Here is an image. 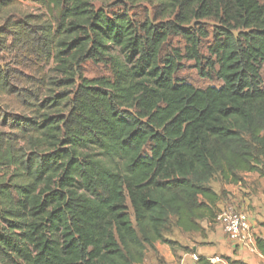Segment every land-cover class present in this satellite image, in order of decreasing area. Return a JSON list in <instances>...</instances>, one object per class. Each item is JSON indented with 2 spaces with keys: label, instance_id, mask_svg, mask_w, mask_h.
<instances>
[{
  "label": "trees",
  "instance_id": "obj_1",
  "mask_svg": "<svg viewBox=\"0 0 264 264\" xmlns=\"http://www.w3.org/2000/svg\"><path fill=\"white\" fill-rule=\"evenodd\" d=\"M110 3H147L154 19ZM201 21L216 23L206 59ZM170 37L183 54L163 53ZM184 59L221 85L178 79ZM87 62L108 76L86 78ZM253 173L264 179V0H0V264H141L175 246L170 219L187 234L215 222V175Z\"/></svg>",
  "mask_w": 264,
  "mask_h": 264
},
{
  "label": "rangeland",
  "instance_id": "obj_2",
  "mask_svg": "<svg viewBox=\"0 0 264 264\" xmlns=\"http://www.w3.org/2000/svg\"><path fill=\"white\" fill-rule=\"evenodd\" d=\"M21 4H22L24 9H29L28 11L32 10V11H35V13H36L37 10H40V8L34 3L22 2ZM95 6L98 7V6H100V4L95 3ZM104 9L108 14L122 13V12L126 11L128 13V15L131 16V18L137 22H143L145 20L150 21V20L154 19V17H153L154 10L147 3H140L136 6H131V5H127V4L126 5H120V4L114 5V4L110 3V4L105 5ZM198 26H201V28L203 30L207 31V33H208V37L206 39H201V48H200V55L206 59L209 57V53H208L207 49L212 43L211 32L214 29V27L216 26V23H213L212 21H201V22H199ZM185 45L186 44H185L184 39H182L180 37H170L169 40L167 41L165 47H164L163 53L165 54V53H168L172 49H177V50H180L181 53L183 54ZM181 63H182V69L177 73L178 79L183 80L184 82L191 84L192 86H194L196 88H206V87H211V86L218 87L221 85L220 82H218L215 78L208 79V78L201 77L198 74V69L195 68L193 61H188V60L184 59ZM84 76L86 78L108 76V71L102 65H94L90 62H87L84 65ZM240 177L242 179V182H240V184L246 183L247 185H250V186L254 185L253 188L250 189L249 193L255 194L261 188L258 185V182L261 178H259L257 174H255V173L250 174V175L241 174ZM255 183L257 184V187H256ZM235 185H237V184H235ZM207 186L209 188H211L217 195L221 196L220 202L217 204L216 209L220 210L223 206L230 205V203H231L230 199L228 197H226V194H228V195H231V194L228 193L226 191V189L228 188L227 190H229V189L232 190L235 187H230V186H234V185L224 184L220 180V178L217 175H215L209 181ZM253 198H256V196L254 195ZM127 205H128V203H127ZM248 210L254 211V208L252 206H250ZM173 221H174L173 219H170L169 224L162 231V235H163L164 239L172 241L175 244V246L173 248L169 247L166 244H162L164 246L169 247V249H171V251L181 250L184 252L185 251L188 252V249H189L188 246L190 243L194 242L195 238L205 237L200 232L199 233H188V234L181 232L180 230H177L174 227ZM209 223H211V222H209ZM156 244H158V243H156ZM218 258H220V257H218ZM220 260H221V262L216 263V264H222V259L220 258Z\"/></svg>",
  "mask_w": 264,
  "mask_h": 264
},
{
  "label": "crops",
  "instance_id": "obj_3",
  "mask_svg": "<svg viewBox=\"0 0 264 264\" xmlns=\"http://www.w3.org/2000/svg\"><path fill=\"white\" fill-rule=\"evenodd\" d=\"M255 185L257 187L256 183ZM258 185L261 188H258L257 193L252 194L249 192L254 185L238 183L230 186L235 187L234 189H226L231 194H226V197L230 199V204L235 208L248 213L255 239L264 241V179H260ZM254 195L256 198H253ZM250 206L254 208V211L248 210ZM201 228L205 237L195 238L194 242L188 246L190 252L171 251L169 247L158 243L154 246L153 251L147 250L145 252V258L141 264H196L190 259L189 255L191 254H196L204 259L220 257L222 264H228L226 259L239 260L245 264H261L258 255L248 253L232 245L217 223L203 221Z\"/></svg>",
  "mask_w": 264,
  "mask_h": 264
},
{
  "label": "built area",
  "instance_id": "obj_4",
  "mask_svg": "<svg viewBox=\"0 0 264 264\" xmlns=\"http://www.w3.org/2000/svg\"><path fill=\"white\" fill-rule=\"evenodd\" d=\"M215 222L220 226L223 234L232 245L248 253L258 255L261 264H264V256L258 252L256 247L255 236L247 212L240 211L231 204L226 205L219 210ZM189 256L192 262L197 264L199 256L196 254ZM207 260L210 264L221 262L218 257L207 258Z\"/></svg>",
  "mask_w": 264,
  "mask_h": 264
}]
</instances>
